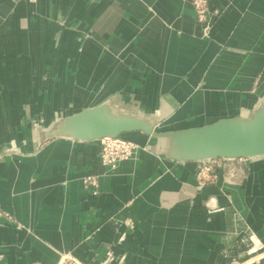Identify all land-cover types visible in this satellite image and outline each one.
<instances>
[{
    "label": "crops",
    "instance_id": "0c3cea01",
    "mask_svg": "<svg viewBox=\"0 0 264 264\" xmlns=\"http://www.w3.org/2000/svg\"><path fill=\"white\" fill-rule=\"evenodd\" d=\"M209 5L206 29L191 0H0V264H264V153L200 186L191 152L264 130V0ZM111 129L138 146L113 169Z\"/></svg>",
    "mask_w": 264,
    "mask_h": 264
},
{
    "label": "built area",
    "instance_id": "2783aa9c",
    "mask_svg": "<svg viewBox=\"0 0 264 264\" xmlns=\"http://www.w3.org/2000/svg\"><path fill=\"white\" fill-rule=\"evenodd\" d=\"M198 21L207 28L211 27L215 20L221 15V11L211 8L209 0H191ZM101 151L99 155L102 166L113 169L118 163L127 160L134 156L138 146L129 138H125L122 134L115 136H105L101 138ZM219 162L216 159L203 160L197 170L196 180L198 185L203 186L211 183L216 178V167H219ZM83 184L87 190L96 192L98 185L97 177L88 175L83 177ZM257 255L254 258L264 262V247L257 250ZM59 264H83L77 257L70 253L60 255Z\"/></svg>",
    "mask_w": 264,
    "mask_h": 264
},
{
    "label": "water",
    "instance_id": "95a60500",
    "mask_svg": "<svg viewBox=\"0 0 264 264\" xmlns=\"http://www.w3.org/2000/svg\"><path fill=\"white\" fill-rule=\"evenodd\" d=\"M237 124L244 125L243 123H222L200 132L192 144V154L202 155L201 159H212L239 158L264 153V130L257 125L236 128ZM119 134L117 130L111 129L100 130L97 135L102 138Z\"/></svg>",
    "mask_w": 264,
    "mask_h": 264
},
{
    "label": "rangeland",
    "instance_id": "374dc122",
    "mask_svg": "<svg viewBox=\"0 0 264 264\" xmlns=\"http://www.w3.org/2000/svg\"><path fill=\"white\" fill-rule=\"evenodd\" d=\"M124 136V135H123ZM125 138H128V137H126V136H124Z\"/></svg>",
    "mask_w": 264,
    "mask_h": 264
}]
</instances>
